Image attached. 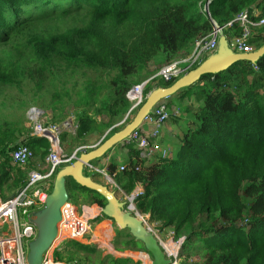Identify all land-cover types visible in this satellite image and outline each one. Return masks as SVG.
Wrapping results in <instances>:
<instances>
[{
	"label": "trees",
	"instance_id": "obj_1",
	"mask_svg": "<svg viewBox=\"0 0 264 264\" xmlns=\"http://www.w3.org/2000/svg\"><path fill=\"white\" fill-rule=\"evenodd\" d=\"M244 10L264 18V0H0V94L21 89L29 79L40 86L46 75L57 77L64 69L97 74L86 79L74 103L75 134L62 135L70 150L87 146L90 138L104 136L124 120L131 109L126 97L131 88L180 55H189L212 32V20L222 27ZM68 19L76 22L65 27ZM233 26L230 32L239 35V26ZM250 43L254 49L264 45V27ZM174 82L155 77L145 95ZM181 93L201 106L181 136L176 156L148 161L135 144H126L130 161L125 171L118 172L115 162L107 167L114 191L130 195L142 187L135 211L148 216L154 230H171L176 241L185 238L179 259L188 255L186 264L191 258H199L195 264H264V56L256 65L238 62L219 74L204 75ZM52 112L51 124L69 117L57 105ZM30 133L24 121L0 118L4 201V191L17 195L29 171L39 167L37 161L24 168L14 164L20 143L46 162L49 142L30 136L23 141ZM67 190L73 205L76 194L82 206H94L88 210L92 218L97 216L95 206L106 204L71 178ZM138 244L128 231L116 228L117 251H145ZM55 253L57 261L67 264H138L104 256L97 246L76 241Z\"/></svg>",
	"mask_w": 264,
	"mask_h": 264
},
{
	"label": "built area",
	"instance_id": "obj_2",
	"mask_svg": "<svg viewBox=\"0 0 264 264\" xmlns=\"http://www.w3.org/2000/svg\"><path fill=\"white\" fill-rule=\"evenodd\" d=\"M234 23L241 30L239 35L230 32V29L234 27ZM262 27H264V18H259L257 11L250 10H244L236 16L234 21L222 26L229 48L236 53L253 52L255 49L250 43L251 39ZM226 32H230L229 37L226 35ZM218 41L219 30L213 26L212 32L208 36L198 40L189 55L164 65L157 75L131 88L127 92L126 97L132 105V110L138 109L144 102L145 90L152 79L160 77L166 83L179 79L190 70L196 68L206 57L213 54L217 49ZM167 100L161 101L153 108L141 127L136 129L127 141L128 144L132 143L136 145L141 158L145 160H153L156 154H159V158L163 159L170 156V151L162 148L156 140L163 126L172 118L181 116L182 111L180 107L170 105ZM39 115L35 109L29 112V119L32 123L29 136L47 140L50 146L49 154L46 158L45 166H39L37 170L33 169L29 171L27 184L17 195L6 201L0 199V264H28V244L36 236V228L31 223L32 214L43 206L46 196L53 186L57 172L63 166L72 164L79 153L87 152L96 147L81 146L72 155H68L62 143V135L67 132L75 133L77 128L75 116L70 115L67 120L61 123L51 124L40 120ZM144 125L150 128L148 132L142 129ZM26 138L22 140L24 141ZM34 159V153L24 143H20L13 153L14 164L22 168L26 167ZM125 169L126 166H121L119 171L123 172ZM86 170L89 173L102 174L107 181L113 182V177L109 173L94 167L92 163L86 167ZM115 187L117 186L115 185ZM119 192L124 197V202L131 204L130 210L138 214L139 218L144 220L147 226L148 216L140 215L133 208L135 200L143 194L142 187L138 185L130 195L120 190ZM89 209H91L90 206L78 208L69 200L66 202L61 208L62 219L58 225V236L52 245V249L44 255L43 264H67L57 261L55 252L68 241H76L84 245L94 244L103 250H107L109 254L114 255L111 252V250L115 252L113 241H107L105 244H101V246L98 236L92 235L87 239V235L91 232V221L96 218L98 219V216L101 215V213H98L95 218H92L88 215ZM171 234L173 235L171 243L179 246L178 250L180 251L182 239L176 241L173 231ZM156 237L164 248L167 257L172 260V264H179L177 261L178 252L171 254L166 247V244L170 243V241L163 243L159 236L156 235ZM120 255L138 264H151L150 255L146 251H126L120 253Z\"/></svg>",
	"mask_w": 264,
	"mask_h": 264
},
{
	"label": "water",
	"instance_id": "obj_3",
	"mask_svg": "<svg viewBox=\"0 0 264 264\" xmlns=\"http://www.w3.org/2000/svg\"><path fill=\"white\" fill-rule=\"evenodd\" d=\"M209 3L204 11L208 13ZM213 26L219 30V41L216 51L206 57L196 68L181 76L169 87H159L149 92L145 101L128 122L132 108L120 125L114 126L103 136L102 141L94 149L79 153L72 164L63 166L56 174L51 192L46 196L43 206L35 211L31 223L36 228L35 238L28 244L27 263L43 264L44 255L50 250L58 236V225L61 222V208L69 200L67 179H73L79 186L94 191L106 201L101 209L103 216L112 220L120 231L128 230L136 242L144 247V250L152 258V264H172V260L162 247L153 231L146 226L139 215L130 210L131 204L121 201L114 190L108 185L97 183L86 172L90 163L101 160L116 146L127 142L131 134L141 127L145 118L153 108L163 100L171 98L177 93L196 84L204 75H215L226 71L238 62H250L256 65L264 56V45L250 53H236L229 48L223 28L214 20ZM125 124L118 132L109 135L110 132ZM134 210L136 207L133 205ZM185 238L182 239L183 244Z\"/></svg>",
	"mask_w": 264,
	"mask_h": 264
},
{
	"label": "rangeland",
	"instance_id": "obj_4",
	"mask_svg": "<svg viewBox=\"0 0 264 264\" xmlns=\"http://www.w3.org/2000/svg\"><path fill=\"white\" fill-rule=\"evenodd\" d=\"M75 22H76L75 19H68L64 21L63 23L65 27H69L73 25ZM227 34H228L227 36L229 37L230 34L229 33ZM10 48L11 47L7 49H10ZM20 60L22 59L20 58ZM96 75L97 74L95 73L89 72L87 73V76H84L81 71H78V70L74 71L72 69H69V70L64 69V71L60 73L57 77H52L49 74L46 75L44 81L40 84V86H37L36 81L29 79L26 81L27 83L23 85L21 89H6L4 90V92L0 94V118H5L11 122L12 121H24L25 128L31 131L32 123L30 122V119H29V112L32 109H35L40 114L39 119L46 123L47 122L49 123L51 118L53 117L52 105H57L59 108H63L64 111L67 113V115L73 116L74 115V112H73L74 103L76 100L80 99V93L83 94L84 92L83 89H84V84L86 82V79L88 78L94 79L96 78ZM145 98H146V95H145ZM43 105H45V107H43ZM136 112H137V109H135L131 113V115L129 116L130 120L134 117ZM120 124L121 122L117 125H120ZM24 136L27 137L29 136V134L28 135L25 134ZM94 138H98V135H95L89 140L94 139ZM62 143L65 149V152L68 154L71 151L69 150L70 148H68L69 146L66 145V143L63 142V140H62ZM36 161L39 163V166L41 167L45 166L46 162L42 163L38 159L35 158L34 162ZM99 163H100L99 166L105 165V162L103 160H100ZM104 181H107V179ZM107 182H108L107 185L110 187V189L115 190L114 180L113 182L111 181H107ZM117 194H118L117 197L121 201H124L120 192H118ZM3 195L7 196V200L13 198V197H10L9 192L4 191ZM74 197L77 201V207L78 208L83 207L82 205L84 204V202L78 203V199H79L78 196L75 194ZM1 198L4 199L3 196H1ZM128 206H129V203H127L126 208H128ZM92 207L94 206H91L90 208ZM95 207H96L97 214L101 213L102 208H100L97 205ZM98 217H100L101 220L106 221V224H103L101 226V223H100L101 220L99 218L92 220L90 223L91 232L87 235V239H89L92 235L97 236L96 234H98V237L100 238L99 242L101 245V244H105L108 241L106 239H102L101 238L102 235L106 233L107 235L112 236L113 232L116 233L117 227L112 220L104 219L102 217V213ZM147 226L150 229H152L153 232L157 236H159V238L161 239L163 243H166L167 241H170V243L172 242L171 239L173 238L172 237L173 235L171 234L172 233L171 230L163 231V232L156 231V229L154 230L152 225L149 224V222L147 223ZM126 231L128 230H124L123 232H126ZM115 238H116V235H115ZM174 242L176 241L174 240ZM90 245H94V244H90ZM138 246L144 249L141 243H139ZM97 248L103 252L104 256H108V257L111 256L115 259H121V260L122 259L131 260V259H126L124 257H120L121 256L120 253H124V252L117 251L116 248L114 247V242H113V248L115 252L111 250V252L114 255L109 254L107 250H103L99 248L98 246ZM179 253L180 251L178 250V258H177L178 263L186 264L185 263L186 257H188V255L183 256V258L180 257L179 259ZM195 261L199 262V258H191L188 262L189 264H195ZM132 262H135V261L132 260ZM150 262L152 263V258H150ZM106 264H110V262L108 261ZM129 264H132V263L129 262Z\"/></svg>",
	"mask_w": 264,
	"mask_h": 264
},
{
	"label": "crops",
	"instance_id": "obj_5",
	"mask_svg": "<svg viewBox=\"0 0 264 264\" xmlns=\"http://www.w3.org/2000/svg\"><path fill=\"white\" fill-rule=\"evenodd\" d=\"M181 57H184V56L180 55L177 59H179ZM177 59H175V60H177ZM155 69H156V63L150 64V71L153 72V71H155ZM181 96H182V93L179 92L167 100V101H169L170 105L175 106V107L177 106V107L181 108V111H182L181 116H179L177 118H172L169 122H167L163 126V128L161 129L159 137L156 140V142L159 143L162 146V148H166V149L170 150V156L172 158L176 156V154L179 150L181 136L190 127H192L195 112H197V110L201 106V103H199L195 97L184 99ZM143 129L145 130V132H148L150 130V128L147 126H144ZM102 137L100 136L98 138L88 140L87 146L98 145L99 142L102 141V139H103ZM126 144H128V143L124 142L123 144L116 146L113 150L108 152L107 155L101 159L105 162V165L99 166V164H100L99 163L100 160H99L97 163H93L94 167H96L102 171L104 170L108 173V171H107L108 165L111 162H115V163L117 162V164H118L117 170H118V172H120L119 171L120 166H126V165H128V163L130 161L129 149L126 147ZM75 150H76V148H74V149L72 148L70 152L68 151L69 152L68 155H72L75 152ZM157 159H159V154H156L154 156L153 161L157 160ZM89 176L93 177V180H95L97 183L104 184V185L108 184L107 181H104V180H106V178L102 174H98V173L93 174L92 173ZM0 199H2V198L0 197ZM100 223L102 226L103 224H106V221L102 220ZM115 235H116V233H114V232H113L112 236L104 233L101 238L106 239L108 241L111 240L114 242ZM120 257L125 258V256H120Z\"/></svg>",
	"mask_w": 264,
	"mask_h": 264
},
{
	"label": "bare ground",
	"instance_id": "obj_6",
	"mask_svg": "<svg viewBox=\"0 0 264 264\" xmlns=\"http://www.w3.org/2000/svg\"><path fill=\"white\" fill-rule=\"evenodd\" d=\"M158 80V79H157ZM161 80V79H160ZM76 121V120H75ZM79 124V122H78ZM137 149V148H136ZM31 171V170H30ZM28 177V176H27ZM91 216V214H89ZM98 236V234H96ZM166 247L169 251V253L171 254H176L178 252L179 246L174 245L173 243H168L166 244ZM52 249V247L50 248V250Z\"/></svg>",
	"mask_w": 264,
	"mask_h": 264
},
{
	"label": "clouds",
	"instance_id": "obj_7",
	"mask_svg": "<svg viewBox=\"0 0 264 264\" xmlns=\"http://www.w3.org/2000/svg\"><path fill=\"white\" fill-rule=\"evenodd\" d=\"M255 50H256V49H255ZM157 74H158V73H157ZM157 74H156V75H157ZM175 81H176V80H175ZM142 82H143V81H142ZM139 84H140V83H139ZM146 96H147V95H146ZM144 97H145V93H144ZM168 99H169V98H168ZM144 101H145V98H144ZM163 101H164V100H163ZM142 104H143V103H142ZM142 104H141V105H142ZM131 107H132V105H131ZM139 108H140V106H139ZM139 108H138V109H139ZM138 109H137V110H138ZM129 111H130V110H129ZM132 111H134V110H132ZM131 113H132V112H131ZM130 115H131V114H130ZM102 138H103V137H102ZM99 143H100V142H99ZM126 143H127V142H126ZM95 146L97 147V145H95ZM76 149H77V148H76ZM93 149H94V148H93ZM91 150H92V149H91ZM89 151H90V150H89ZM87 152H88V151H87ZM82 153H83V152H82ZM77 156H78V155H77ZM74 161H75V160H74ZM92 164H93V163H92ZM120 167H121V166H120ZM86 172H87V174L89 173L87 170H86ZM90 174H92V173H90ZM53 182H54V181H53ZM114 183H115V182H114ZM117 195H118V194H117ZM182 239H183V238H182ZM150 258H151V257H150ZM131 261H132V260H131ZM151 264H152V263H151Z\"/></svg>",
	"mask_w": 264,
	"mask_h": 264
}]
</instances>
